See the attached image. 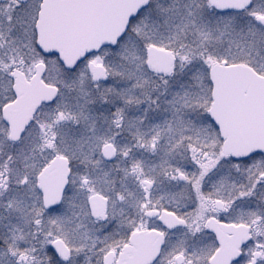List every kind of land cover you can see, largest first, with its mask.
Wrapping results in <instances>:
<instances>
[{
	"label": "snow or ice",
	"instance_id": "1",
	"mask_svg": "<svg viewBox=\"0 0 264 264\" xmlns=\"http://www.w3.org/2000/svg\"><path fill=\"white\" fill-rule=\"evenodd\" d=\"M0 264H264V0H0Z\"/></svg>",
	"mask_w": 264,
	"mask_h": 264
}]
</instances>
